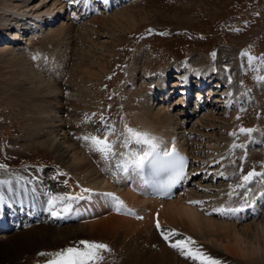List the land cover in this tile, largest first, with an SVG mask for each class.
I'll return each mask as SVG.
<instances>
[{"label": "bare ground", "instance_id": "bare-ground-1", "mask_svg": "<svg viewBox=\"0 0 264 264\" xmlns=\"http://www.w3.org/2000/svg\"><path fill=\"white\" fill-rule=\"evenodd\" d=\"M62 1L23 0L22 4H15L12 8L0 6L2 30L11 31L12 24L13 27L14 24L19 25L21 19L28 21L23 28L10 32L11 45L22 49L21 45H28L25 42L28 34L41 33L42 40L62 51L56 50L59 60L52 61L48 79L24 77L25 81L18 86L22 95L25 93L28 100L35 102L34 111L30 113L35 117L33 120L37 121L32 146L51 152L61 165L50 176L40 170L34 173V177L27 176L23 181L14 175L0 172V180L9 182L0 184V190L9 186L16 195L19 186L24 185L28 198L39 201L40 206L44 205L40 212L32 215L35 224L29 222L22 230H17L13 226L16 219L11 220V226L16 232L0 234V264H32L38 252L57 248L69 240L110 242L116 247L115 257L121 264H199L170 246L175 240L186 237H191L195 242L189 245L191 248L199 249L218 264H235L237 258L264 264V218L261 221L259 215H255L251 220L239 222L249 210L238 202L231 203L226 191L214 198L212 193L207 195V191L213 188V178L225 174L222 164H225L226 157L219 150L222 149L220 142L224 139L219 141L221 138L217 135L218 129L225 125V120L213 113L200 118L199 113L194 114L193 109L180 102L179 111L169 103L172 97L170 87H175L177 83L174 77L182 76L184 79L189 73L202 74L210 68L201 65L206 59H187L182 73L171 75L172 80L169 79L171 77L167 78L173 71L168 73L170 67L161 70L158 82L150 88L162 95L159 100L167 98V102L159 101L161 104L153 106V101L150 103L147 100L138 102L140 107L132 103L127 109V115L124 113L114 126L111 124L109 129L98 127L97 117L93 113L97 100H101L103 95L98 87L103 83L108 62L116 54L114 48L121 39L120 35L126 31L124 20L131 17L124 15L122 10L125 8H122L112 14L95 15L91 18V26H81L84 20L78 25L74 23L63 8L65 3ZM46 25L54 26L48 28ZM94 34L95 37L92 36ZM214 80L221 83L220 94H214V102L223 101L228 107L234 100L228 84L229 78ZM146 88L141 84V89ZM206 105L212 106L208 102ZM125 125L142 132L151 131L150 134L170 135L173 137L172 143L176 141L183 152L192 154L195 165L190 167V176L186 178L177 196L167 200L149 197L139 185L135 172L125 173L118 167L132 154L131 149L134 151V148L140 146L135 142L125 146L128 136ZM106 132L109 133L108 139L113 144L114 153L107 158L93 149L91 141L83 139L85 136L103 139ZM136 151L139 153L140 149ZM84 189L91 191L84 192ZM263 189L260 188L261 191L256 195L257 204L264 202ZM63 193L83 198L58 202L55 206L58 215L53 216L62 222L59 218L63 215L59 211L64 203H69L70 208L65 215L77 221L61 226L38 221L43 217L45 209L49 216L51 212L49 205L45 206L43 202L44 196L49 198L50 194ZM107 193L118 197L134 214H129L125 207L117 211L116 200L105 195ZM230 206L239 211L231 212L232 216L229 212L226 216L227 213L213 211L229 209ZM25 211L32 214V210L25 208ZM157 220L160 229L163 228L162 232L170 234L175 230L177 235H169V239L165 240L155 227Z\"/></svg>", "mask_w": 264, "mask_h": 264}, {"label": "rangeland", "instance_id": "rangeland-1", "mask_svg": "<svg viewBox=\"0 0 264 264\" xmlns=\"http://www.w3.org/2000/svg\"><path fill=\"white\" fill-rule=\"evenodd\" d=\"M22 3L23 0H0L1 7L10 6L12 8L15 4ZM122 8H125L124 11L122 10L124 15H129L131 18L123 21V25L127 26L124 28L126 31L120 35L121 39L114 48L116 54L108 62V69L103 75V83L101 81L102 84L98 87L99 92L103 94L101 100H97V104L94 106L98 114L104 118L106 113L109 115L106 118L118 121L122 114L127 113V108L132 106V103L140 107L138 102L146 101L143 99L146 93L141 89V84L145 88L148 86L150 88L154 83H157L161 70L165 69L166 65L172 64L173 67L178 64L183 65L187 59H196L197 61L206 59L205 63L212 65L213 70L220 73V76H223L225 71L227 72L228 84L235 92L236 97H240V100L248 103H246L247 105L240 104L239 113L228 108L215 109L220 104L219 102L214 105L215 107L212 104L211 107L208 106L212 111L208 110L202 115L198 114V117L201 118L205 114L213 113L225 120V125L221 129L219 128L217 133L218 138H221L219 141L224 139V142H220L219 146L223 149L226 143V146L229 144L227 149L230 156L229 160H226L225 168L233 169L241 159V170L237 176L231 179L233 188L237 189V191L233 190L234 193L239 192L240 190L236 186L242 182V176L252 170L264 173V147L257 149V147L253 148L248 145L249 149L257 150H251L243 158L239 156L244 152L243 145L246 143L244 139L249 137L247 133H240L239 129L243 127L255 131L264 128V0H132L128 6L115 9L108 14ZM19 18L20 16L17 17V19ZM91 18L84 20L81 26H91ZM140 18L143 20L140 21ZM27 22L21 19V23L14 24V27L12 24V28L14 30L23 28ZM46 26L50 28L54 25ZM12 30H0L1 42L6 41L0 43V165L6 166L0 169L1 172L29 175L28 169L34 168V165L38 164L41 168L52 171L54 166L59 165V162L51 152L32 146L33 132H35L37 121L33 120L35 117H32L30 113L34 111L35 102L28 100L24 96L25 93L22 95L18 86L22 81H25L26 77L48 79L52 63L48 64L49 67L47 65L40 69L48 61L44 53L51 52L48 56L52 62L59 60L57 52L62 51L60 49L58 51L51 43H46L44 39L38 37L32 40L35 52L32 50L21 52L26 45H21L22 49L11 45L9 38ZM92 36L95 37V34ZM242 52H246L247 55H241ZM67 57L69 59V54ZM249 57L254 59L250 61ZM159 69L161 70L158 72ZM134 77L136 85L139 80L138 86L131 90L124 88L125 80L128 78L133 80ZM221 79L225 80L226 78L222 77ZM170 84L172 85L171 82ZM170 88V92L172 91L170 95H173L176 87ZM67 91L70 90L67 89ZM141 93L143 94L140 95ZM236 97L234 96V98ZM177 99L176 96L171 97L170 100L174 103L171 107H175L179 111L180 101ZM155 105L158 104L153 106ZM68 109L71 112L70 108ZM95 116L97 115L95 114ZM232 133H236V135H232ZM239 144L241 147H233V145ZM222 149H219L220 152L225 154ZM260 178L264 177L254 178L255 186ZM220 187L224 188L225 186H222L221 183ZM211 190L207 191V195L212 193ZM223 191H227V189L220 191L219 195ZM245 192L246 195L249 193V191ZM212 194L213 198L218 197L214 192ZM205 198L207 199V197ZM263 218L264 216H261L258 219L263 221ZM11 233L15 232L3 234ZM75 243L74 240H69L57 248L45 249L38 253L57 251L74 246ZM109 243L111 251L104 253L106 260L104 259L102 264H121L115 257L116 247ZM38 253L32 264L42 259L45 260L46 257L40 256ZM235 264L261 263L256 260L237 258Z\"/></svg>", "mask_w": 264, "mask_h": 264}, {"label": "snow or ice", "instance_id": "snow-or-ice-1", "mask_svg": "<svg viewBox=\"0 0 264 264\" xmlns=\"http://www.w3.org/2000/svg\"><path fill=\"white\" fill-rule=\"evenodd\" d=\"M77 2H82L87 4L89 0H77ZM213 55H215L213 53ZM241 55H247L246 52H242ZM254 59L253 57H249L251 61ZM104 118L101 117V120ZM126 132L128 134L125 146L129 142H135L136 144L148 145L152 150L156 149L157 145L154 142V138L150 137V134L147 132H142L137 129L128 127L125 125ZM254 129L248 128H240V133L251 134ZM108 132L105 133L103 139L97 136H85L83 139L91 141V145L93 149L97 152H100L105 158H107L110 154L113 153V144L108 139ZM232 135H236V133H232ZM233 147H241V145H233ZM146 162L153 167H159L160 170L171 171L173 174L169 178V182L167 184V188H171L172 185L177 183L179 180L183 179L185 176V165L186 158L179 156L175 149L171 151H164L162 154L156 153L154 151H146L142 155L138 153H132L128 156L127 159L122 161L118 167L125 173L129 171L138 172L142 171L145 168ZM6 167L5 165H0V168ZM223 175V173H220ZM256 177H264V173L256 172L255 170L249 171L246 175L242 176V183L238 184L236 187L245 188L246 185L253 182ZM8 181L0 180V184H7ZM84 192H90L89 189H84ZM232 193H229L231 195ZM107 196L113 197L116 200L118 205L117 211H120L122 207H125L123 201L119 200L118 197H115L112 193L105 194ZM81 196H72L69 193L63 194H55L49 196L48 205L49 211H51L52 215H58V212L55 210V206L58 202L64 201H72L77 199H82ZM192 203H200L198 201H192ZM64 211H68L70 208L69 203L63 204ZM125 210L129 214H134L132 209ZM213 211L227 213V212H236L239 209H213ZM139 218V217H138ZM157 229L161 228L159 221L156 223ZM161 235L164 236L165 240L169 239V235L176 236L177 233L175 230H172L170 234H165L161 232ZM191 237H186L184 239H177L171 243V247L178 249L182 255L187 258H190L194 262H199V264H218L216 260L211 258L210 256L205 255L199 249H193L189 245L194 244ZM111 248L108 244L99 242V241H90V240H80L75 243L74 246L66 247L63 249H59L53 252H41L38 253L40 256L48 257L45 261V264H102V261L105 259L104 253L110 252Z\"/></svg>", "mask_w": 264, "mask_h": 264}]
</instances>
